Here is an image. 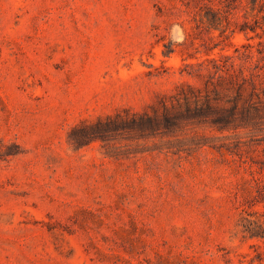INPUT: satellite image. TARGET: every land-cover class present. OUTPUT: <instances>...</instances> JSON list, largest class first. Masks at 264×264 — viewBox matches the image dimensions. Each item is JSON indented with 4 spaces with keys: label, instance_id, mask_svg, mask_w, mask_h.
<instances>
[{
    "label": "rangeland",
    "instance_id": "374dc122",
    "mask_svg": "<svg viewBox=\"0 0 264 264\" xmlns=\"http://www.w3.org/2000/svg\"><path fill=\"white\" fill-rule=\"evenodd\" d=\"M237 47L264 0H0V264H264V123H130Z\"/></svg>",
    "mask_w": 264,
    "mask_h": 264
},
{
    "label": "trees",
    "instance_id": "16d2710c",
    "mask_svg": "<svg viewBox=\"0 0 264 264\" xmlns=\"http://www.w3.org/2000/svg\"><path fill=\"white\" fill-rule=\"evenodd\" d=\"M209 12V21L217 26L220 21L218 10L210 8ZM249 45L243 44L244 47ZM235 50V54H220L209 59V73L202 86L182 85L170 101L162 100L161 111L154 108L153 113L135 116L130 123L142 130H156L174 129L189 120L207 123L221 132L264 123V84L254 78V71L247 69L242 61L249 52L238 47ZM170 52L171 47L166 45L163 53L168 55ZM235 57L240 59L237 65ZM250 236L261 235L251 232Z\"/></svg>",
    "mask_w": 264,
    "mask_h": 264
}]
</instances>
